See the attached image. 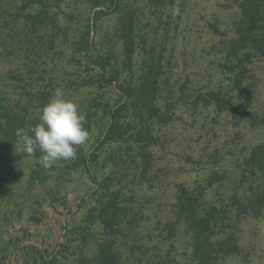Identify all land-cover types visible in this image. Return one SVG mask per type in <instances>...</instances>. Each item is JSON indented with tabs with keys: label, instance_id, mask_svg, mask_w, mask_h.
Masks as SVG:
<instances>
[{
	"label": "trees",
	"instance_id": "obj_1",
	"mask_svg": "<svg viewBox=\"0 0 264 264\" xmlns=\"http://www.w3.org/2000/svg\"><path fill=\"white\" fill-rule=\"evenodd\" d=\"M48 1L22 0L15 12L0 8V207L5 199L28 196L51 178L56 186L46 191L49 205L61 199L58 204L64 212L46 223L31 214L30 219L41 221L43 228L33 234L25 229L20 234L10 231L12 213H1L0 264H121L126 259L142 263L141 228L146 226L169 251L174 241L185 239L186 264H229L241 254L240 225L264 213V138L243 155L235 168L236 186L224 198L212 196L225 177L224 171L214 169L194 185L177 183L168 210L163 211L152 199L150 205L147 189L157 185L163 172L153 169L154 149L161 147L158 131L181 119L182 111L195 116L200 109L211 107L216 115L230 116L235 126L243 121L264 134V109L254 108L250 88L254 86L252 65L264 60V0H234L238 15L232 21L231 35L222 34L217 42L224 80L198 90L187 79L170 83L171 62L163 60L164 41L157 42L156 28L152 34L140 28L137 9L122 0H84L94 11L71 42L72 55L86 71L81 85L113 86L116 99L109 103L90 96L83 111L90 133L88 146L78 149L75 160L44 169L38 163L41 153L28 155L15 132L38 123L33 113L54 93L52 78L45 77L46 70L38 62L40 46L31 39L55 22L47 10ZM165 1L147 0L154 20H160L157 12ZM112 13H116L114 25L103 37L106 44L112 39L118 43L119 55L113 45L102 49V41L94 47L89 24ZM7 58L16 59L17 64L2 74L1 65ZM36 71L42 74L34 78ZM216 153L209 156L214 163ZM23 160L28 166L16 165ZM68 170H79L90 183L82 195L73 198L75 209L58 190ZM21 175L26 181L23 191L15 178ZM9 185L12 191L7 190V196ZM171 261L164 251L150 263Z\"/></svg>",
	"mask_w": 264,
	"mask_h": 264
},
{
	"label": "rangeland",
	"instance_id": "obj_2",
	"mask_svg": "<svg viewBox=\"0 0 264 264\" xmlns=\"http://www.w3.org/2000/svg\"><path fill=\"white\" fill-rule=\"evenodd\" d=\"M21 1L0 0V8L4 7L9 12H15ZM122 1L129 7L137 9L140 28L150 34L152 29L156 28L157 42L164 41L163 60L165 62L169 59L171 62L169 64L170 83L174 84L187 79L190 87L198 90L215 87L224 80L218 66L217 42L222 34L231 35L232 21L238 15L234 0H173L171 3L166 0L164 8L157 12L160 20H154L151 16L147 0ZM47 7L55 22L52 26L43 29L42 33L32 35L31 39L34 38L37 46H40L41 57L38 62L41 64V69L46 70L45 77L52 78L50 82L52 90L55 92L56 89H61L66 98L79 104L82 112L90 96L97 97L101 102L112 103L116 99L113 86L97 89L81 85V78L85 76L86 71L77 56L72 55L71 42L84 29L88 15L94 11V8H91L90 3L84 0H49ZM115 16L116 13H112L89 23L92 27L94 47H100L97 44L100 41L105 43L103 34L105 30H109L110 33ZM116 43L112 39L109 44L105 43L102 49L113 45L115 54L119 55L120 49ZM139 59L140 57L136 55L135 64H138ZM2 63L3 74L14 67L17 60L7 58ZM37 73L42 74L41 71H36L34 78L38 75ZM251 73L254 81V86L250 87L253 106L261 111L264 109V60L255 61ZM33 114L39 118L40 111L35 110ZM180 118L160 128L158 132L161 147L154 149L156 160L153 169L156 171L162 168L163 172L160 173V181L157 185L147 189V199L150 200V205H152L151 199L159 202L163 211L170 208L174 186L177 183L194 185L197 181H201L211 169L224 171L225 177L220 183V188L213 189L212 193L214 199L224 198L227 192L236 186L234 179L237 175L235 169L237 164L250 146L264 138L263 131L250 129L243 121L235 126L230 116L225 113L221 116L216 115L211 107L200 109L195 116L182 111ZM87 146L88 141L81 147ZM214 150L217 152L215 163L209 157ZM28 164L26 160H23L16 165H23L24 168V165L28 166ZM58 164L61 165L60 162ZM15 178L18 179V185H21L23 191L26 181L22 175ZM48 181L28 196L5 199L6 204H3L5 207H0V214L5 211L12 213L8 221L11 225L10 231L15 234H20L22 229L32 234L41 232L43 230L41 221L31 220V214H36L39 218L43 217L46 223L64 212L63 205L58 204L61 199L49 205L50 199L46 191L53 189L56 183L51 178ZM58 184H60L59 194L66 197V202H69L72 208L75 206L73 201L75 195L78 193L82 195L90 185L79 170L66 171L63 181ZM146 187L143 184V188ZM7 190L12 191L10 185L5 191L8 196ZM43 210L45 214H42ZM80 213L81 211L76 216ZM150 228L147 226L141 228L142 244L145 247L143 262L137 263L126 259L121 264H151L150 261L164 251L168 252L169 259L172 260L171 264L188 263V246L185 239L181 242L174 241V246L169 251L167 244L160 242V237L156 236V232ZM238 236H240L241 254L232 258L229 264H264V213L256 219L245 220L238 229Z\"/></svg>",
	"mask_w": 264,
	"mask_h": 264
},
{
	"label": "clouds",
	"instance_id": "obj_3",
	"mask_svg": "<svg viewBox=\"0 0 264 264\" xmlns=\"http://www.w3.org/2000/svg\"><path fill=\"white\" fill-rule=\"evenodd\" d=\"M85 123L86 116L79 104L66 98L58 88L41 108L38 123L18 128L15 135L23 141V150L28 155L39 151V165L50 169L60 161L77 158L78 149L90 138Z\"/></svg>",
	"mask_w": 264,
	"mask_h": 264
}]
</instances>
